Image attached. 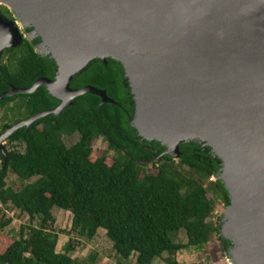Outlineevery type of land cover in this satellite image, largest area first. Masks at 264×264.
<instances>
[{
	"label": "water",
	"instance_id": "95a60500",
	"mask_svg": "<svg viewBox=\"0 0 264 264\" xmlns=\"http://www.w3.org/2000/svg\"><path fill=\"white\" fill-rule=\"evenodd\" d=\"M0 60L26 36L54 61V79L0 95L33 94L41 86L53 109L7 126L5 141L37 120L58 115L85 94L115 103L104 90L70 87L94 60L118 62L134 105L130 124L141 140L180 159L198 143L218 161L229 204L220 214L230 264H264V0H0ZM22 29L27 30L22 34Z\"/></svg>",
	"mask_w": 264,
	"mask_h": 264
},
{
	"label": "trees",
	"instance_id": "16d2710c",
	"mask_svg": "<svg viewBox=\"0 0 264 264\" xmlns=\"http://www.w3.org/2000/svg\"><path fill=\"white\" fill-rule=\"evenodd\" d=\"M0 12L9 20L13 14ZM39 42L23 39L6 49L0 60V95L10 87L29 88L39 78L53 80V60L34 50ZM104 90L115 103L100 106V98L85 94L58 115H50L21 128L5 145L7 162L0 154V264H86L72 258L73 237L57 252L59 234L53 229V208L72 216L67 236L91 241L99 229L117 257L137 264L156 259L179 264L184 250H202L216 236L225 250L230 243L220 233L216 204H229L218 179V161L198 143L181 144L180 159L164 154L157 142L138 137L130 124L134 105L121 65L111 59L94 60L73 77L70 87ZM59 101L41 86L33 94H18L0 101V133L17 121L58 106ZM78 134L71 146L65 138ZM106 144L105 155L93 154L97 140ZM152 166L155 173H149ZM13 174L21 187L7 186ZM3 207L27 217L16 236L4 233L12 223ZM214 219V220H213ZM183 231L186 244L175 242Z\"/></svg>",
	"mask_w": 264,
	"mask_h": 264
},
{
	"label": "rangeland",
	"instance_id": "374dc122",
	"mask_svg": "<svg viewBox=\"0 0 264 264\" xmlns=\"http://www.w3.org/2000/svg\"><path fill=\"white\" fill-rule=\"evenodd\" d=\"M3 7V6H2ZM7 9V8H6ZM8 10V9H7ZM13 14V13H12ZM15 20V17L13 15ZM27 30L22 29V34L25 35ZM28 41H32L26 36ZM36 51L39 53L41 48L35 47ZM2 117V112H0V118ZM79 136L78 134H73L72 136L65 138L64 142L69 147L76 143ZM93 154L96 156L105 155L107 157L111 154L106 155V144L102 140H97L92 147ZM149 173H155L152 166L147 168ZM219 179V175H218ZM7 186L14 189H19L21 187L20 182L16 177L9 173L6 178ZM224 206L222 204H216L215 215H222ZM3 214L6 218H11L12 223L4 231L5 234L9 236H16L19 227L23 224H27L28 220L25 215L20 214L15 209H9L3 207ZM54 224L53 229L59 234L58 244L56 251L62 252V247L68 242L69 238L73 237L75 241V252L72 255L73 259L85 262L86 264H137L135 262V257L132 256L127 262L121 261L112 249V243L107 239L105 231L99 229L95 238L91 241L77 238L75 235L67 236L66 233L70 231L72 216L56 207L53 208ZM214 220V219H213ZM175 242L180 244H186L187 238L183 231H179L175 237ZM176 260L179 264H230V257L228 249L225 250L224 244L213 236L210 242L202 250H184L176 255ZM152 264H166L161 260H155Z\"/></svg>",
	"mask_w": 264,
	"mask_h": 264
},
{
	"label": "flooded vegetation",
	"instance_id": "af4514ba",
	"mask_svg": "<svg viewBox=\"0 0 264 264\" xmlns=\"http://www.w3.org/2000/svg\"><path fill=\"white\" fill-rule=\"evenodd\" d=\"M30 42H32V41H30ZM8 140V139H7ZM7 140L5 141V144H4V146L6 145V143H7Z\"/></svg>",
	"mask_w": 264,
	"mask_h": 264
},
{
	"label": "built area",
	"instance_id": "2783aa9c",
	"mask_svg": "<svg viewBox=\"0 0 264 264\" xmlns=\"http://www.w3.org/2000/svg\"><path fill=\"white\" fill-rule=\"evenodd\" d=\"M0 164H1V161H0Z\"/></svg>",
	"mask_w": 264,
	"mask_h": 264
}]
</instances>
